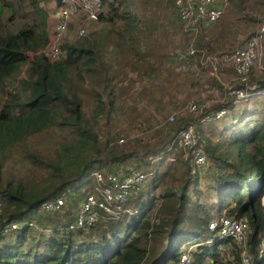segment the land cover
I'll list each match as a JSON object with an SVG mask.
<instances>
[{
    "label": "trees",
    "instance_id": "16d2710c",
    "mask_svg": "<svg viewBox=\"0 0 264 264\" xmlns=\"http://www.w3.org/2000/svg\"><path fill=\"white\" fill-rule=\"evenodd\" d=\"M153 1L134 0L131 10L128 0H107V13L101 16L100 24L83 38L65 41L59 59L51 61L41 50L50 33L51 9L56 15V0H0V169L7 156L14 154L13 148L21 149L27 165V175L18 181L4 184L0 173V222H16L21 227L0 234V264H164L169 259L178 262L183 243L194 247L187 249L191 264H242L241 251L231 239L211 244L201 240L210 232L208 224L222 217L247 222L251 264H264V248L263 255L259 253L264 231V120L255 123L240 140L238 162L231 161L227 152H218L223 145H204L205 166L211 163L214 168L205 191L199 188L189 159L184 161L188 164L181 184L159 196L152 194L153 187L136 214L122 221L103 220L91 229L66 230L72 220L48 224L32 218L40 213L43 202L91 170L135 156L144 167H152L145 159L167 146L165 143L140 154L122 146L104 156L92 127L93 120L105 115L104 98L115 85L111 68L103 62L106 46L111 43L109 47L118 53L121 70L144 73L149 60L161 65L178 58L167 53L169 44L164 40L163 14L159 11L163 8L153 6ZM232 1L237 8L243 3ZM259 2L264 6V0ZM249 29L253 33L252 27ZM83 93L93 105V120L82 110ZM226 108L223 104L217 109ZM54 131L68 132L54 142L46 156L26 147L27 142L44 139ZM83 155L86 158L81 159ZM175 157L176 163L179 158ZM71 169L73 177L51 187L52 191L42 186L52 178L61 180ZM154 176L151 179L155 180ZM201 198L212 202L205 207ZM53 215L60 214L42 218ZM29 221L35 227L28 226Z\"/></svg>",
    "mask_w": 264,
    "mask_h": 264
},
{
    "label": "rangeland",
    "instance_id": "374dc122",
    "mask_svg": "<svg viewBox=\"0 0 264 264\" xmlns=\"http://www.w3.org/2000/svg\"><path fill=\"white\" fill-rule=\"evenodd\" d=\"M259 1L243 0L242 5L237 8L232 0H227L228 7L222 18L215 24L203 27L197 36L184 34L173 6V0H156L153 1V4H155L153 6H162L163 8L159 11L163 14L162 30L165 35L164 40L169 44L167 53L175 57L185 53L190 43H193L199 49L209 53L212 52V54L229 52L235 47L242 46L252 34L249 28L252 27L254 33L263 21L264 6ZM128 3L130 9L133 10L134 0H128ZM51 7H49V11ZM53 11L54 9H51V15L49 16V32L53 29L56 21L55 12ZM252 17H255L256 20L252 21ZM73 28L72 25L69 27L72 33H67L66 42L74 41ZM92 28L87 34L95 29ZM48 40L49 34L46 45L41 52H46ZM109 46H112L111 43ZM109 46L105 47L103 62L111 68L114 76L113 84L115 85L111 94L104 98L105 103H107L105 115L93 120V105L88 104L89 99L86 93L81 94L82 110L89 119L92 118L93 120L92 127L104 156L108 155L111 150L121 149L122 146L130 148V150L133 149L138 154L155 150L165 143L168 145L174 136L173 132L177 128L190 124L194 127L196 136L204 145L210 144L211 147L223 145L224 148H220L218 152L224 153L225 151L231 161L238 162L240 140L248 135L255 123L264 120V95L245 104L234 103L233 98L227 96V93L216 84L217 82L218 84L223 83L231 86L237 82L233 71L229 67H224L218 73L217 76L220 81H217L211 78L205 70H200L198 66H195L196 60L189 58L188 55L173 58L167 63H161V65L154 64L151 62L153 60H149V64H144L146 70L143 71L144 73L127 71L128 69L121 70L119 67L120 57L116 50ZM158 61L159 59L156 62ZM257 80H260V76L253 79L252 82L255 83ZM110 103L111 106H109ZM189 104H196L208 113H213L218 110L219 105L226 104L228 107L226 108L227 114L220 122L201 125L195 115L187 112ZM171 115H174V122L167 124L166 121ZM67 132L54 131L44 139L37 138L34 141L27 142L26 147L29 151H37L40 155L46 156L54 142H58L62 137H65ZM121 139L124 141L122 145L118 143L119 145L109 146L108 142L116 140L118 142ZM105 146L107 150H105ZM13 152V155L7 156L3 162V167L0 169L4 184L8 180H21L27 175V165L22 159L21 149L13 148ZM176 154L179 161L174 164L158 163L152 165V167H144V162L136 159L135 156L131 160L126 159L117 163V165H109L105 169L124 170L129 167H138L142 171L148 169L154 171V175L157 176L156 179L150 178L151 180L149 179L144 190L128 202V207L133 211H137L143 204L147 193L153 187H156V190L152 194L159 196L167 188L179 185L185 179L187 162L184 161L189 162L188 155L184 152ZM86 155L89 158L87 151ZM84 158H86L85 155L81 157V159ZM192 169L195 170L194 176L197 177L199 188L205 191L211 184L214 168L211 163H208L207 167H192ZM73 170L66 171L61 180L59 177L52 178L51 182H44L42 186H49L50 188L59 186L62 181L68 180L71 176L73 177ZM83 178L79 181L76 180V183L65 186L60 193L58 192L57 196L67 188L76 187ZM53 189L51 188L49 191ZM85 192V188H82L80 190L75 189L73 193H70L60 215L42 218L46 214L37 213L35 217H32L33 220H42L48 224L73 220ZM211 202L209 199H200V203L205 207ZM0 204H2L1 196ZM155 206V210H157L158 201H156ZM1 207L0 205V214L2 215ZM218 236V232L210 231L201 240H209V244H211ZM26 246H28V243L25 244ZM189 247L194 250L192 244L183 243L178 255L185 253ZM164 264H177V262L176 259H169ZM205 264H209V261H206Z\"/></svg>",
    "mask_w": 264,
    "mask_h": 264
},
{
    "label": "built area",
    "instance_id": "2783aa9c",
    "mask_svg": "<svg viewBox=\"0 0 264 264\" xmlns=\"http://www.w3.org/2000/svg\"><path fill=\"white\" fill-rule=\"evenodd\" d=\"M106 3L107 0H56V21L49 33L46 48V53L51 61L59 59L66 35L72 33L69 27L71 25L74 27V40L85 37L91 27L95 28L98 25L101 16L107 13ZM173 6L184 34L197 36L203 27L215 24L222 18L228 7V2L227 0H173ZM263 36L264 18L259 28L249 36L242 46L235 47L229 52L212 54L190 43L186 52L177 57L188 55L189 58L196 60L195 66H198L200 70H205L211 78L217 81H220L218 73L224 67H229L237 82L231 86L221 83L223 90L227 96L233 98L234 103L245 104L264 95V89L259 86V82L264 77ZM259 76L260 80L253 83V79ZM187 112L195 115L199 124L205 125L222 120L227 114V109L206 113L198 105L189 104ZM173 122L174 115H171L166 123ZM123 142L122 139L118 142L117 140L111 141L109 146L122 145ZM178 152L186 153L195 167L201 168L207 162L204 143L196 136L195 129L190 124L175 133L165 149L155 155L148 156L145 160L150 165L173 164ZM153 173V170L146 172L137 167H129L124 170H91L76 187L67 188L59 196L42 203L40 213L61 214L67 196L75 189L85 188L86 192L78 205L76 216L64 229H91L103 220L122 221L125 217L137 212L128 207V202L144 190ZM27 224L30 227H35L33 221H29ZM20 228L16 222H0V234L2 235L10 234ZM57 230L59 231L61 228ZM208 230L218 232L219 236L216 240L231 239L241 251L242 264H251L246 245L249 229L244 219L222 217L210 222ZM209 243L210 241L205 242V244ZM263 248L264 231L260 237V256L263 255ZM189 251L180 255L177 264H191L192 258Z\"/></svg>",
    "mask_w": 264,
    "mask_h": 264
},
{
    "label": "water",
    "instance_id": "95a60500",
    "mask_svg": "<svg viewBox=\"0 0 264 264\" xmlns=\"http://www.w3.org/2000/svg\"><path fill=\"white\" fill-rule=\"evenodd\" d=\"M263 43H264V36H263ZM263 72H264V69H263ZM259 86H260L262 89H264V77H263V80H261V81L259 82Z\"/></svg>",
    "mask_w": 264,
    "mask_h": 264
},
{
    "label": "crops",
    "instance_id": "0c3cea01",
    "mask_svg": "<svg viewBox=\"0 0 264 264\" xmlns=\"http://www.w3.org/2000/svg\"><path fill=\"white\" fill-rule=\"evenodd\" d=\"M220 121H221V120H220ZM220 121H219V122H220Z\"/></svg>",
    "mask_w": 264,
    "mask_h": 264
}]
</instances>
